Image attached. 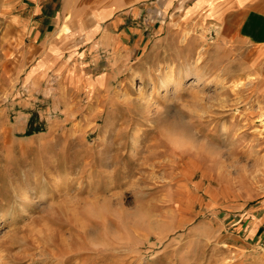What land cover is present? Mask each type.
<instances>
[{
    "label": "rangeland",
    "instance_id": "1",
    "mask_svg": "<svg viewBox=\"0 0 264 264\" xmlns=\"http://www.w3.org/2000/svg\"><path fill=\"white\" fill-rule=\"evenodd\" d=\"M132 22L67 75H0V264H264L230 251L264 199V45L156 1Z\"/></svg>",
    "mask_w": 264,
    "mask_h": 264
},
{
    "label": "crops",
    "instance_id": "2",
    "mask_svg": "<svg viewBox=\"0 0 264 264\" xmlns=\"http://www.w3.org/2000/svg\"><path fill=\"white\" fill-rule=\"evenodd\" d=\"M154 1L187 16H210L226 40L264 45V0H0V75H23L35 85L43 75H67L73 59L81 63L83 47L119 46L122 26ZM243 208L232 219L237 243L230 251L264 246V199Z\"/></svg>",
    "mask_w": 264,
    "mask_h": 264
},
{
    "label": "trees",
    "instance_id": "3",
    "mask_svg": "<svg viewBox=\"0 0 264 264\" xmlns=\"http://www.w3.org/2000/svg\"><path fill=\"white\" fill-rule=\"evenodd\" d=\"M32 120V119H31ZM32 122L30 121V122H28V127H27V129H26V131H25V134H31V133H33V132H37V131H40V130H42L41 128H39V127H35V128H32Z\"/></svg>",
    "mask_w": 264,
    "mask_h": 264
},
{
    "label": "bare ground",
    "instance_id": "4",
    "mask_svg": "<svg viewBox=\"0 0 264 264\" xmlns=\"http://www.w3.org/2000/svg\"><path fill=\"white\" fill-rule=\"evenodd\" d=\"M172 80H171V77H170V79H169V81H168V83H170Z\"/></svg>",
    "mask_w": 264,
    "mask_h": 264
}]
</instances>
